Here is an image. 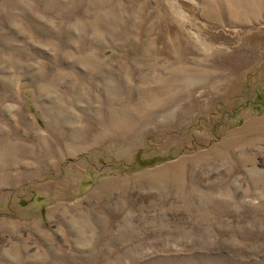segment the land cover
Instances as JSON below:
<instances>
[{
	"label": "rangeland",
	"instance_id": "obj_1",
	"mask_svg": "<svg viewBox=\"0 0 264 264\" xmlns=\"http://www.w3.org/2000/svg\"><path fill=\"white\" fill-rule=\"evenodd\" d=\"M0 264H264V0H0Z\"/></svg>",
	"mask_w": 264,
	"mask_h": 264
}]
</instances>
